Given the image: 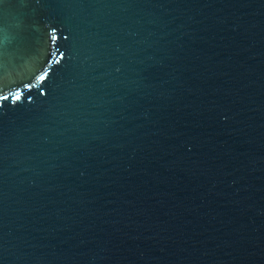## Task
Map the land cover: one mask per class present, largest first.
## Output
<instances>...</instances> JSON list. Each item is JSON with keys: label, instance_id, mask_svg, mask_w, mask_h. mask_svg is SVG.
Returning <instances> with one entry per match:
<instances>
[{"label": "water", "instance_id": "obj_1", "mask_svg": "<svg viewBox=\"0 0 264 264\" xmlns=\"http://www.w3.org/2000/svg\"><path fill=\"white\" fill-rule=\"evenodd\" d=\"M0 264H264V0H0Z\"/></svg>", "mask_w": 264, "mask_h": 264}]
</instances>
